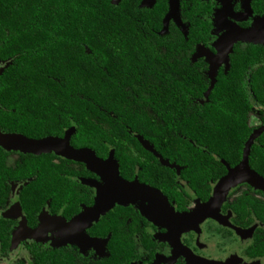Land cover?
<instances>
[{
  "label": "flooded vegetation",
  "instance_id": "1",
  "mask_svg": "<svg viewBox=\"0 0 264 264\" xmlns=\"http://www.w3.org/2000/svg\"><path fill=\"white\" fill-rule=\"evenodd\" d=\"M138 2V6H155L162 15L157 33L172 37L180 33L186 35L189 25L196 30L193 41L183 44L185 58L180 74H176L184 81V107L188 112L203 110L211 80L215 83L219 76H227L235 49L244 54L251 44L264 57V34H254L260 28L256 25L264 19V0ZM239 30L253 32L249 36L251 41L234 42L226 62L218 53L228 48L225 41L231 40ZM3 65L0 62V73ZM121 86L126 92L130 90L127 84ZM245 95L246 100L236 114V123L230 127H245L246 132L240 135V149L230 155V161L218 157L217 175L210 173L207 179L200 171L186 172L188 166L176 164L170 157L157 153L153 142L139 138L143 136L141 133L123 124L126 136L120 134V143L129 145L133 139L140 146L145 143L152 147V151L145 148L151 157L140 151L130 153L133 155L127 158L134 159L125 165V172L116 165L117 158L113 159V165L117 166L122 179H136L140 184L161 191L168 207L167 212L161 213L163 206L157 198L152 205L160 210L157 215L147 212L145 203L134 202L115 203L95 218L97 186H104V180L95 169L55 152L23 154L0 147L7 151L3 156L5 191L0 193V264H46L44 260L51 262L52 258L56 264H190V254L213 260L216 264H264V104L259 103L250 90ZM107 104L105 99V120L112 113ZM119 104H124L121 98ZM145 108L153 118H159L154 106ZM217 109H222L218 102ZM112 116L115 117L113 113ZM87 117L95 119L91 109ZM100 119L96 115V120ZM99 123L104 133L91 142L97 149L77 146L73 142L78 130L84 126L72 118L68 123L60 122L61 134L50 136L60 139L68 136L71 147L92 151L105 166L110 154L114 155L106 136L109 132L105 133L112 124ZM217 128L220 136L228 129L221 114L217 117ZM0 131L8 132L1 128ZM44 155L51 157L39 158ZM31 158L36 162L30 165ZM147 158L151 167L144 164ZM47 160L52 164L50 177L54 180L56 177L57 183L41 169ZM155 165L166 167L173 174L174 186L169 188L174 189L172 192L165 193L166 189L139 178V174L143 178L149 176L148 169L153 170ZM29 167L31 174L24 175L22 172ZM230 172L234 179L237 178V183L228 188L220 204L218 200L208 203L214 192L220 196L223 186L219 189L217 185ZM189 174L198 177V184L190 183ZM206 204L209 206L203 207ZM194 214L196 216L186 217L185 223L182 222L184 215ZM201 217L204 218L199 221ZM183 225L187 229L178 234V228Z\"/></svg>",
  "mask_w": 264,
  "mask_h": 264
},
{
  "label": "trees",
  "instance_id": "2",
  "mask_svg": "<svg viewBox=\"0 0 264 264\" xmlns=\"http://www.w3.org/2000/svg\"><path fill=\"white\" fill-rule=\"evenodd\" d=\"M138 3L0 0V62L4 64L0 73V128L27 139H41L61 134L60 122L68 123L72 118L84 126L73 142L97 149L91 142L102 136L99 122L106 121L112 124L105 133L109 132L106 136L114 149L113 159H118L116 165L125 172V165L134 159L127 158L133 155L130 153L151 154L134 139L129 145L120 143V134L126 136L124 124L141 133L139 138L153 142L157 153L188 166L186 172L200 171L206 179L210 173L217 175L218 157L230 161V155L240 149V135L246 132L243 125L230 128L246 100L245 92L250 90L264 104V57L251 44L244 54L235 49L227 76L215 81L203 110L188 112L184 107V81L176 74H180L185 58L183 44L193 41L196 30L189 25L186 35L157 33L162 15L155 6ZM122 84L129 85L130 90H122ZM105 99L115 116L109 114L108 120ZM147 106H154L159 118H153ZM89 109L94 113L93 120L87 117ZM219 114L228 126L222 136L217 128ZM96 115L101 119L97 121ZM7 151L0 148V193L5 191L3 156ZM34 162L33 158L29 160L30 165ZM45 163L41 169L50 177L52 164L50 160ZM144 164L151 167L148 158ZM153 167L148 169L149 176L139 174V178L166 189L165 193L172 192L173 174L166 167ZM31 172L29 167L22 173L29 176ZM188 179L198 184L196 175ZM44 261L56 264L53 258Z\"/></svg>",
  "mask_w": 264,
  "mask_h": 264
},
{
  "label": "water",
  "instance_id": "3",
  "mask_svg": "<svg viewBox=\"0 0 264 264\" xmlns=\"http://www.w3.org/2000/svg\"><path fill=\"white\" fill-rule=\"evenodd\" d=\"M256 26H259L260 28L254 34L262 36L264 34V19L259 21ZM252 33L253 32L246 30H239L238 33L235 34L236 36H233L231 40L225 41L228 48H224L220 53H218L219 57H222L223 60L227 62L228 52L231 51L232 44L237 40H245L250 42L251 39L249 38V36ZM213 84L214 80H211L209 89L206 92V96L208 95ZM144 146L152 151L151 147H149L147 144L144 143ZM0 147L6 150H18L23 153L33 154L55 152L56 154L61 155L67 159L82 161L88 167H90V169H95L97 173L101 175V179L104 180V186H102V184L97 186L98 206H96V208L94 209V211L97 213V215H95V218L98 217L99 213H104L109 210V208H111L115 203L127 204L134 202L145 203L146 211L154 215L156 213H160L159 209H155L152 206L157 198L163 206V208L160 207V209L162 208L161 213H165V211L167 212V210L165 209L168 207V203L165 196L161 193L160 190L140 184L136 179L134 181H126L119 176L117 166L113 165L112 153L110 154L108 160L105 161L104 166L102 161L98 157H96L92 151H89L87 149L78 150L71 147L68 142V136H66L64 139L53 136H48L41 139H27L20 134L3 133L1 131ZM223 181L224 188L219 196V200L217 201L219 204L224 199L228 188L237 183V178L234 179L233 173L230 172L225 178L222 179L221 182L218 183L217 187ZM214 196L215 192L213 193L208 203L214 199ZM103 201H107V203L105 204V202ZM203 218L204 217H201L198 220L200 221ZM180 227L178 228V234L187 229L185 225ZM189 260L190 264H216L213 260L195 257L192 254L189 255Z\"/></svg>",
  "mask_w": 264,
  "mask_h": 264
},
{
  "label": "bare ground",
  "instance_id": "4",
  "mask_svg": "<svg viewBox=\"0 0 264 264\" xmlns=\"http://www.w3.org/2000/svg\"><path fill=\"white\" fill-rule=\"evenodd\" d=\"M222 186H223V188H224V181H223V183H220V184H219V187H220L219 189H221ZM223 188H222V189H223ZM218 198H219V194H218V192H217V193L215 194V196H214V199H213L212 201H210V203H214L215 201L219 200ZM103 202H104V201H103ZM106 203H107V201H105V204H106ZM206 205H207V204H206ZM206 205L203 206V207H208V206H209V205H207V206H206ZM203 207H201V208H203ZM197 212H198V211H197ZM184 216H185V217L182 218V222L185 223V221H186V219H187L186 217H189V218H190V217H193V216H196V215L194 214V215H191V216H189V215H184Z\"/></svg>",
  "mask_w": 264,
  "mask_h": 264
}]
</instances>
